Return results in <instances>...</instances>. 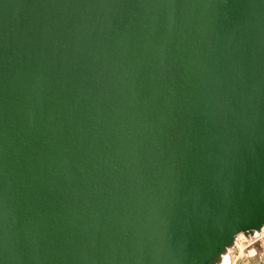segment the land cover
I'll return each instance as SVG.
<instances>
[{"label":"water","instance_id":"1","mask_svg":"<svg viewBox=\"0 0 264 264\" xmlns=\"http://www.w3.org/2000/svg\"><path fill=\"white\" fill-rule=\"evenodd\" d=\"M264 224V0H0V264H216Z\"/></svg>","mask_w":264,"mask_h":264},{"label":"clouds","instance_id":"2","mask_svg":"<svg viewBox=\"0 0 264 264\" xmlns=\"http://www.w3.org/2000/svg\"><path fill=\"white\" fill-rule=\"evenodd\" d=\"M216 264H264V224L238 232Z\"/></svg>","mask_w":264,"mask_h":264}]
</instances>
